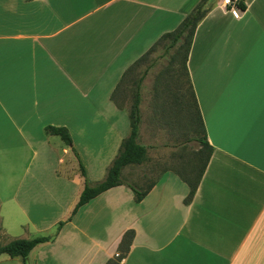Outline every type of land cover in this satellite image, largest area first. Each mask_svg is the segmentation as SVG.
Returning <instances> with one entry per match:
<instances>
[{
	"label": "crops",
	"instance_id": "obj_1",
	"mask_svg": "<svg viewBox=\"0 0 264 264\" xmlns=\"http://www.w3.org/2000/svg\"><path fill=\"white\" fill-rule=\"evenodd\" d=\"M201 1L0 0L4 234L53 235L85 187L72 148L45 127L68 128L90 178H106L131 131L129 109L112 93ZM241 2L235 16L224 0H210L192 40L187 70L213 154L191 204L189 184L173 170L140 203L126 185L112 188L34 248L29 264H107L130 230L135 239L121 264H264V0ZM140 110L138 142L148 157L123 178L143 188L153 147L142 140L143 99Z\"/></svg>",
	"mask_w": 264,
	"mask_h": 264
},
{
	"label": "trees",
	"instance_id": "obj_2",
	"mask_svg": "<svg viewBox=\"0 0 264 264\" xmlns=\"http://www.w3.org/2000/svg\"><path fill=\"white\" fill-rule=\"evenodd\" d=\"M210 0H202L200 4L193 9L192 12L184 19L181 25L173 32L167 33L154 44V46L147 52L141 59L135 62L130 69H128L120 82L119 86L116 88L114 93H112L111 100L119 107L125 108L121 104V101L124 100V95L131 90V86L135 81L133 78L137 70L141 68L146 62L150 60V57L156 51L157 47L162 46L165 48V53L168 54L170 51L184 47V60L182 63V68L178 69L176 72L175 82L168 81L167 83V73H162L158 76L159 84L162 86L164 84V90L168 91V98H160V95L157 93L153 98L156 99V104L152 107L154 109V120H158L160 124L163 122L164 116H170L172 119V125H179L178 127L183 126L184 114L191 120V132L196 135V140L201 143L202 148L206 151V158L200 164V166H192L188 168V172L184 174L178 170H173L178 174L185 182L190 186L189 194L185 199V204H191L196 191L198 190L202 178L204 176L205 170L207 168L209 159L213 154V147L209 144L206 137L205 123L203 121L202 115L200 113L198 103L195 97V92L192 86V82L187 70L188 57L190 49L192 46V40L199 24L208 14V2ZM239 7L245 9V4L241 2ZM144 72L142 77L137 83V90L134 93V101L131 108L129 109V117L131 121V131L130 135L123 139L119 154L113 160L111 166L108 169L106 178L101 182H93L89 179L87 170L84 164L81 161L79 153L74 148L73 138L68 128L49 125L45 127L44 132L47 136H59L64 144L71 147L74 156H76L79 163V170L81 176L84 179L85 187L80 194L79 200L74 207L72 214L67 220L62 221L58 224L55 232L51 236H40L34 239H14L8 242L5 245L0 246V255L6 254L12 258H21L24 264H29V255L38 245L54 241L62 228L78 213V211L91 202L94 198L96 199L102 193L121 186L126 185L135 196V202L140 203L149 193V191L155 186V183H152L148 188L141 189L138 186L127 182L123 178V171L126 167L131 165H141L147 161L149 147L142 145L138 142L139 137V127L142 123V115L140 110L141 104V94H142V84L147 77L149 71ZM182 80V81H181ZM173 83L174 86H173ZM156 90H159L156 88ZM163 91V88H162ZM165 125V124H164ZM198 126H201V134L199 135L196 131ZM162 127V126H161ZM2 230V225H1ZM135 239V231H127L120 243L119 251L115 257L110 259L107 264H121L123 259L126 258L131 251L133 241Z\"/></svg>",
	"mask_w": 264,
	"mask_h": 264
},
{
	"label": "rangeland",
	"instance_id": "obj_3",
	"mask_svg": "<svg viewBox=\"0 0 264 264\" xmlns=\"http://www.w3.org/2000/svg\"><path fill=\"white\" fill-rule=\"evenodd\" d=\"M208 7V5H207ZM184 47L170 51L168 54L165 53V48L162 46L157 47L156 51L150 57V60L141 66L139 70L136 71L132 85V88L124 95V100L121 104L126 108L130 109L134 101V93L137 90V83L142 77L146 69L149 71L147 77L142 84V94L145 105V125H144V135L143 142L153 147L151 161L146 163L141 168V177L145 180V185L141 189L148 188L154 181L159 179L161 175L168 170H178L186 174L189 167L200 166L199 163L204 161L206 158V151L202 148L201 143L196 140V135L192 134L191 120L184 114L183 126L172 125V118L170 116H164L163 122L160 124L158 120H154L151 109V99L157 95L160 98L169 99L168 91L164 90V84L160 86L158 76L162 73H167L168 81L175 82L176 72L178 69L182 68V63L184 60ZM182 81V80H181ZM175 83H173L174 86ZM158 88L159 90H156ZM163 88V91H162ZM156 94V95H155ZM165 124V125H164ZM162 126V127H161ZM201 126L196 129L197 133L201 134ZM96 153H90V156H95ZM97 155V154H96ZM71 159L73 161L76 171H79V164L77 162L76 156L71 153ZM88 166L94 172L95 162L93 159H87ZM82 161V159H81ZM85 166V162L82 161ZM86 168V167H85ZM165 170V171H164ZM91 172V173H92ZM81 174V173H80ZM89 179L93 181L88 175ZM104 180V179H103ZM94 182V181H93ZM136 185L135 181L132 180ZM1 219H0V246L5 245L8 242L15 239L16 235H7L1 230ZM0 264H23L22 260H15L6 254L0 255Z\"/></svg>",
	"mask_w": 264,
	"mask_h": 264
},
{
	"label": "built area",
	"instance_id": "obj_4",
	"mask_svg": "<svg viewBox=\"0 0 264 264\" xmlns=\"http://www.w3.org/2000/svg\"><path fill=\"white\" fill-rule=\"evenodd\" d=\"M241 0H224L226 7L230 8L233 15L238 16V11L240 10L239 4Z\"/></svg>",
	"mask_w": 264,
	"mask_h": 264
}]
</instances>
